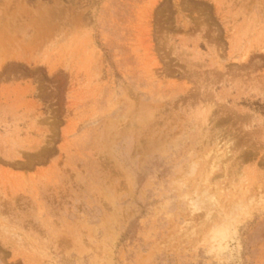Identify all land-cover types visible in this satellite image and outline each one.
Segmentation results:
<instances>
[{"label": "rangeland", "instance_id": "374dc122", "mask_svg": "<svg viewBox=\"0 0 264 264\" xmlns=\"http://www.w3.org/2000/svg\"><path fill=\"white\" fill-rule=\"evenodd\" d=\"M0 264H264V0H0Z\"/></svg>", "mask_w": 264, "mask_h": 264}, {"label": "bare ground", "instance_id": "6f19581e", "mask_svg": "<svg viewBox=\"0 0 264 264\" xmlns=\"http://www.w3.org/2000/svg\"><path fill=\"white\" fill-rule=\"evenodd\" d=\"M213 147L217 150V151H221V142H219V141H213ZM125 146V145H124ZM213 150V149H212ZM223 151V150H222ZM220 155V153L219 154H217L216 153V155H212V157H206V158H204L203 159V161L202 162H198L199 164H201V165H203V166H205V168L206 169H208L206 172H208V173H206V174H208V175H210L211 173H214V171H213V169H214V166H215V164H216V162L218 161L217 159H219V156ZM229 158H231V157H229ZM231 159H233V158H231ZM196 165H197V162H196ZM193 166V165H192ZM194 167V166H193ZM204 174V173H203ZM213 175V174H212ZM205 176V175H204ZM203 177V176H202ZM206 177V176H205ZM211 177V176H210ZM207 178V177H206ZM201 179V178H200ZM203 181V180H202ZM200 183V182H199ZM192 198H194V197H192ZM191 201H192V199H191ZM194 201V200H193Z\"/></svg>", "mask_w": 264, "mask_h": 264}]
</instances>
